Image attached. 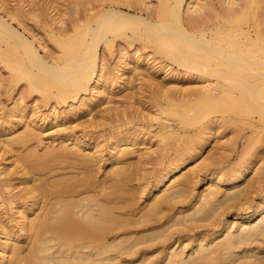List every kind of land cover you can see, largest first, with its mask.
<instances>
[{"label": "bare ground", "instance_id": "obj_1", "mask_svg": "<svg viewBox=\"0 0 264 264\" xmlns=\"http://www.w3.org/2000/svg\"><path fill=\"white\" fill-rule=\"evenodd\" d=\"M130 4H109L72 37L52 33L61 54L49 58L36 34L19 28L23 10L7 7L0 14V58H12L25 79L58 102L80 98L71 112H89L88 126L98 125L99 104L105 120L114 110L126 115L115 91L132 90L135 81L153 86L177 117L163 119V106L151 114L160 129L152 145L151 138L141 141L150 145L145 152L124 148L135 145L134 132L114 131L104 159L84 136L68 134L42 153H24L20 148L33 132L17 130L30 120L18 115L0 125V151L8 154L2 194L15 214L10 222L0 210V264H264V190L254 199L255 183L242 182L258 163L262 148H252L264 136V0H162L158 9L150 0ZM118 39L139 48L132 55L121 51L112 76L101 49L111 50ZM140 49L150 51L147 57L137 55ZM158 73L163 82L145 81ZM179 79L190 86L165 88ZM195 101L198 110L216 115L192 139L179 132L190 131L183 123L163 122L189 121L187 108ZM223 127L249 134L239 163L220 177L208 174L207 188L193 199L198 168L189 163L208 140L224 138ZM246 205L245 214H226Z\"/></svg>", "mask_w": 264, "mask_h": 264}, {"label": "rangeland", "instance_id": "obj_2", "mask_svg": "<svg viewBox=\"0 0 264 264\" xmlns=\"http://www.w3.org/2000/svg\"><path fill=\"white\" fill-rule=\"evenodd\" d=\"M25 1L27 2L24 3V0H0V14L4 13L7 7L13 8L14 13H19L23 10L25 14L21 20L24 25L19 26L16 21H14V24L18 25L19 28L22 31L24 30L28 35L36 34L37 38L40 39L45 46V49L40 48L42 55L49 58L52 56L59 57L61 54L59 46L52 39V33L63 37H72L76 35L79 28L92 22L97 13L104 10L109 4L114 6H116L115 4H118L117 6L125 8L131 5V1L134 0H83V2H80L78 5H75L77 2L74 4L73 1L80 0ZM161 2L162 0H150V7L158 9L161 6ZM132 5L135 6V8H138L136 4ZM138 46V42L130 44L118 39L111 50L102 47L101 55L105 56L107 67L112 69V76L117 74L115 68L119 62L121 51L124 50L132 55L135 50L139 48ZM148 52L150 51L140 49L137 55L141 56L143 59L147 57ZM148 58H153V55L150 54ZM12 62V58H0V125L10 122L18 115H20L19 118L23 116L30 120L26 126L23 127L22 124L19 126L20 129L17 130V133H23L30 130L33 132L31 139L20 148V151H23L24 153L30 148H37L38 151L42 153L45 150V146L51 144L54 140H57L53 143L54 146H57L59 142L66 139V135L68 134L71 135L72 138L84 136V138L95 147L93 151L98 150V155L104 159L107 158L111 143V135L114 131L120 130L128 133L134 132V136L137 138L134 141L135 145L124 148L135 151L142 150L141 152H145V149L152 145L155 142L156 137L159 135L158 132L160 128L158 122L151 121L149 118L152 113H158L159 106H163L165 109L168 108L166 105L168 100L162 95L155 94L156 90L153 86L149 87L141 85L142 81H135L130 84L132 90L121 92L119 89H116L115 92L120 97L115 98V100H120L123 103H126V115H122L119 110H114L110 113L108 119L105 120L102 116L107 115L108 113L104 112L102 110L104 106H100L99 104L98 107H95L96 111L94 113L95 115H98L96 119L98 125L91 127L88 126V123H85L89 112L79 110L77 111V114L71 112L74 107H79L80 98L74 101L70 99L67 102H58L53 95H46L47 88L25 79L21 69L12 66ZM156 63L159 66L161 62L156 60ZM168 72L172 74L170 70ZM173 73H176V71ZM145 78L146 82H163V75L160 73L155 74L154 77L150 79L151 81L147 79V77ZM166 83L168 85L165 88L168 89L171 87L187 88L190 86L185 80L181 79H179L176 84H172L171 82H165V84ZM92 92L93 91H88L86 96L90 97ZM121 104L122 103H119L118 105ZM199 106L200 105H198L197 101L190 103L187 108V111L190 114L189 121H182L180 119L169 121L163 120L166 116L173 119L177 118L176 114L169 113V108L168 111L161 115V117H163L161 120L173 125L183 123L184 125L182 127L190 129V131L179 132L187 136V138L192 139L200 131V126H204L210 117L216 115L206 114L205 110L204 112L198 110L197 107ZM123 107L124 106L120 109ZM52 115H56L58 119L53 120ZM253 118H258V115H253ZM46 123H49V125H46ZM151 124L153 126H151ZM220 132H222L224 138L221 140L219 138H211L208 140L201 153L189 163L191 167L198 168V178L195 180L191 194L193 199L197 194L207 188L205 177L208 174L211 173L220 177L225 173L231 172L232 168L239 163L241 150L249 138V134L238 135L237 132H231L229 127L221 128ZM149 138H151L150 145L148 144L147 146H144L141 144L143 139H146L147 141ZM257 139L258 140L254 143L252 149L262 148L258 157H254L258 163L254 170L249 171L245 180L242 181L244 184L255 183L257 190L251 194L254 199L260 195L261 190H264V136L260 135ZM233 140H238L240 144L236 149H229ZM71 142L72 141L70 140L67 144H70ZM175 142L176 141H174V143ZM226 144L227 146H225ZM154 148H156V146H154ZM171 154L173 155L174 153L171 152ZM0 155H2L0 156V171H2L7 166L4 157L8 154H4V151L2 150L0 151ZM260 158L262 159L259 162L258 159ZM100 165L102 166L101 172H104L107 167V162L103 161ZM146 168L150 169V171L154 170L156 172L161 166L148 165ZM259 168L260 170H258ZM13 169L14 168H12V171ZM183 173L184 171L178 173L177 177ZM16 177H18V175H12L13 179ZM6 178L7 175L0 174V210L3 213L4 219L13 222V217H15L14 211L11 210V205L5 202L6 195L2 194V191H4L3 181H5ZM14 182H18L17 179L16 181L14 180ZM219 186L222 190H226L228 187L225 183H220ZM22 189V186L16 187L12 190V193L16 194ZM247 207L248 205L243 207V209L242 207H238L239 209H242L241 211L238 208H227L226 214L229 218H233L235 215L248 212L249 209H246Z\"/></svg>", "mask_w": 264, "mask_h": 264}]
</instances>
